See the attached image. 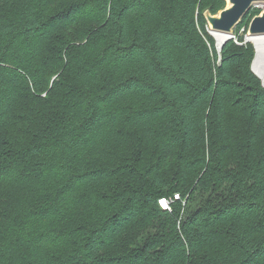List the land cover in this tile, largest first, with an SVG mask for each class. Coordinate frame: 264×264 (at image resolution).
Segmentation results:
<instances>
[{
    "label": "trees",
    "instance_id": "1",
    "mask_svg": "<svg viewBox=\"0 0 264 264\" xmlns=\"http://www.w3.org/2000/svg\"><path fill=\"white\" fill-rule=\"evenodd\" d=\"M225 5L0 0V264H264V80L216 49Z\"/></svg>",
    "mask_w": 264,
    "mask_h": 264
},
{
    "label": "water",
    "instance_id": "2",
    "mask_svg": "<svg viewBox=\"0 0 264 264\" xmlns=\"http://www.w3.org/2000/svg\"><path fill=\"white\" fill-rule=\"evenodd\" d=\"M225 1V7L219 10L217 13L212 14L208 10L204 12V17L209 28V33L211 34L212 31H218L227 35L226 39L221 44L218 52L221 50L223 44L230 38L233 28L240 23L241 19L249 12L251 6L254 3H262L263 9L260 14L255 15L251 18L247 34H264V0Z\"/></svg>",
    "mask_w": 264,
    "mask_h": 264
},
{
    "label": "bare ground",
    "instance_id": "3",
    "mask_svg": "<svg viewBox=\"0 0 264 264\" xmlns=\"http://www.w3.org/2000/svg\"><path fill=\"white\" fill-rule=\"evenodd\" d=\"M211 34L215 40V47L219 50L227 35L218 31H212ZM247 40L252 42L255 47L252 70L256 76H258L261 80H264V34L248 35Z\"/></svg>",
    "mask_w": 264,
    "mask_h": 264
},
{
    "label": "rangeland",
    "instance_id": "4",
    "mask_svg": "<svg viewBox=\"0 0 264 264\" xmlns=\"http://www.w3.org/2000/svg\"><path fill=\"white\" fill-rule=\"evenodd\" d=\"M262 9H263V4H262V3H254V4L251 6L249 12H250L251 10H258V12H256V13H250V15L248 16L247 20L244 21V22L241 23V24L239 23L240 25H239L238 29H237L236 27H234V28H233V31H232V35H235L236 40H237V43L233 40L234 43L237 44V45H241V44H244V43H246V42L251 43V45H252V47H253V51H254V56H255V47H254V45L252 44V42H250V41L247 40V36H248V34H247V32H248V26H249V22H250L251 18H252L253 16H255V15L260 14L261 11H262ZM249 12H248V13H249ZM208 29H209V28H208ZM211 36H212V34H211ZM239 36L242 37V40H239ZM212 38H213V36H212ZM213 39H214V38H213ZM214 41H215V40H214ZM238 43H239V44H238ZM254 56H253V59H254ZM252 61H253V60H252ZM251 67H252V62H251ZM158 203H159V206H161V205H160V202H158ZM161 207H162V206H161Z\"/></svg>",
    "mask_w": 264,
    "mask_h": 264
},
{
    "label": "built area",
    "instance_id": "5",
    "mask_svg": "<svg viewBox=\"0 0 264 264\" xmlns=\"http://www.w3.org/2000/svg\"><path fill=\"white\" fill-rule=\"evenodd\" d=\"M229 39H233L236 43H237V40H236V37L235 35H230V38ZM174 197H177V195H174ZM163 201V203H161ZM160 203L163 205V206H167L168 202L166 199H161L160 200Z\"/></svg>",
    "mask_w": 264,
    "mask_h": 264
},
{
    "label": "snow or ice",
    "instance_id": "6",
    "mask_svg": "<svg viewBox=\"0 0 264 264\" xmlns=\"http://www.w3.org/2000/svg\"><path fill=\"white\" fill-rule=\"evenodd\" d=\"M161 203H163V201Z\"/></svg>",
    "mask_w": 264,
    "mask_h": 264
}]
</instances>
